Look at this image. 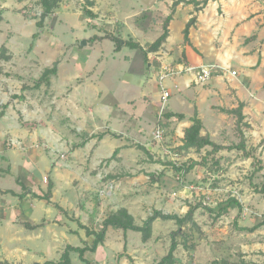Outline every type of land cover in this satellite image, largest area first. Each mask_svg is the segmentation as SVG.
I'll return each instance as SVG.
<instances>
[{"label":"rangeland","instance_id":"374dc122","mask_svg":"<svg viewBox=\"0 0 264 264\" xmlns=\"http://www.w3.org/2000/svg\"><path fill=\"white\" fill-rule=\"evenodd\" d=\"M23 1H0V6L7 4V9L0 8V116L13 104L17 121L32 133L44 124L47 128L53 126L56 113L63 112L61 123L67 126L71 120L55 99L64 100L72 88L66 95L57 98L50 85L39 82L47 68L57 66L58 59L72 57L69 68L75 71L83 69L86 59L88 68L85 76L92 79L95 87L100 85L103 91L104 99L100 103L92 107L82 106L90 115L91 111H95L91 125L94 123L103 127L99 130L91 126L98 132L93 138L110 132L108 126L113 119H121L125 125L119 131L126 134L129 143L124 147L125 155L119 156L118 152L95 165L92 189L81 195L79 208L83 213L77 217L73 214L72 219L79 223L84 219L89 228L100 232L104 221L120 209L128 210L135 224L143 226L155 211L184 218L190 208H198L181 228L173 220H156L152 226V237L147 242L141 233H125L116 229L109 238L110 251L99 247L95 254H87L92 264H158L168 255L172 234L177 231L180 235L177 237L176 264H221L223 261L264 264V227L253 233L242 229L253 228L264 220V194L261 193L264 186V159H261L264 158V134L251 135V126L248 125L252 121L260 128L264 126V105L251 108L247 117L250 119L240 125L237 116L229 113L234 104L233 94L223 93L216 97V101L213 100L215 98H208L205 102L207 107L202 106L204 133L226 148L245 142L254 160H245L239 149L222 150L210 155V147L200 151L184 149L181 134L169 122L164 125L166 133L163 140L158 142L155 131L161 104L153 105L147 94L139 96V81L150 78L148 62H158L152 56L150 44H146L145 49L126 47L111 56L113 50L110 45H88L93 41L89 37L90 29L77 27L84 17L93 18L88 9L91 0H72V9H68L72 10L70 14L57 10L61 8L58 5L44 19L41 0ZM69 1L66 3L69 4ZM92 24L88 26L92 27ZM101 35L105 39L109 36L121 39L124 44L134 41L133 33H122L117 29L102 30ZM85 41L87 45L82 46ZM55 58L58 61L54 62ZM217 76H223V73L214 77ZM158 77L154 73L156 80L150 85V90H156ZM173 83V79L166 80V85L176 95L177 89ZM110 93L123 103L136 99L124 107L114 106L112 120L106 122L99 115V109H107L106 102L114 105L115 100ZM175 95L169 99L167 111L176 104ZM179 109L187 111L184 107ZM26 110L32 116L27 121ZM79 120L76 119L75 126L79 125ZM72 130L76 139L80 138L73 148L80 147L83 140L89 142L92 138L89 132ZM11 138L6 140L7 147H10L8 141ZM38 146L47 153L52 151L43 141H39ZM148 147L151 148L150 155L141 149L148 151ZM135 149L136 152L133 151ZM193 162L197 164L192 171H185ZM260 167L263 170H259ZM102 169H108V172L101 173ZM80 182L77 181L78 184ZM232 201L236 203L230 206ZM87 203L90 208L86 206ZM79 245L83 246L82 243ZM64 247L65 244L62 245V252ZM71 260V264H79L80 259L72 253Z\"/></svg>","mask_w":264,"mask_h":264},{"label":"crops","instance_id":"0c3cea01","mask_svg":"<svg viewBox=\"0 0 264 264\" xmlns=\"http://www.w3.org/2000/svg\"><path fill=\"white\" fill-rule=\"evenodd\" d=\"M66 1L61 0L58 4L61 8L58 7L57 10L70 14L69 11L72 10L68 9L72 7L73 1L70 0L69 4ZM6 5L4 3L0 8L7 9ZM88 9L94 15L93 18L84 17L77 27L90 29L89 37L93 41L88 45H110L113 50L111 56L122 52L127 46L122 45L120 51H116L115 43L105 39L101 35L102 30L117 29L122 33H133V42L145 49L146 44L152 46L163 35L166 20L170 17L165 42L157 51L152 52V56H155L158 62L155 64L152 60L149 61L150 78L139 81L141 87L139 96L147 94L151 97L153 105L159 103L161 93L156 91L159 84L155 87L156 90H150V85L156 80L154 73L159 75L162 64L172 67L216 64L226 69L221 71L223 76L214 77L208 86L195 84L190 74L173 78V84L177 89L176 95L167 86L172 97L176 96V104L168 110L174 117L168 119V122L181 134L182 146L185 131L192 125L191 119L195 112L205 125L202 106L207 107L205 102L208 98H215L213 100L216 101V97L222 96L223 93L233 94L234 104L231 110L242 105L244 121L250 119L247 117L251 108L264 105V0H91ZM192 20L195 22L189 28V40L186 41L185 30ZM89 23H93L92 27L88 26ZM125 59L128 60L127 57ZM58 60L57 73L51 77L50 86L57 98L66 95L72 88L64 100L55 99L59 102L60 109L64 110L71 120L67 126L61 123L63 112L56 113L53 126L47 128L44 124L38 131L32 133L17 121L13 104L9 105L3 116H0L2 263L55 264L61 258L63 244L64 249L67 245L82 247L79 245L82 241L91 245L93 237H87L86 230L80 227L83 225L89 228V225L84 219L80 223L74 221L73 214L77 217L83 213L79 203L83 192L92 189L95 165L110 155L114 156L117 150L119 156L125 155L124 147L129 145L126 134L119 132L124 128V123L121 119L112 120L111 113L114 106L124 107L136 98L123 103L115 94L110 93L115 100L114 105L106 102L107 109H99L103 121H113L108 126L110 132L102 134V137L93 138L98 132L91 129V126L94 125L99 130L103 127L94 123L91 125V119H95V111H91L90 115L82 106L92 107L104 99L101 86L95 87L92 79L85 76L88 68L86 59L83 61L85 67L76 71L69 68V63L73 61L72 57ZM58 60L55 58L54 62ZM233 71L237 72L236 76L231 74ZM81 79L83 82L79 83ZM179 107L187 108V111ZM24 112L27 113L25 121L30 120L31 114L27 110ZM181 115L185 116V119L179 120L178 116ZM77 118L80 119L79 125L75 126ZM248 125L251 126V135L264 134V126L260 128L252 121ZM72 129H76L78 133L89 132L91 140L89 142L83 140L81 144L83 147L73 148L74 143H78L80 138L76 139ZM202 135H206L204 129ZM11 137L20 140L25 149L7 147L6 140ZM39 141L51 147L52 151L45 152L38 146ZM150 149L148 147V152ZM103 172H108V169H102L101 173ZM78 180H81L79 184ZM50 184L53 185L50 201L37 198L36 196L48 193ZM86 206L90 208L89 203ZM115 231L116 229L110 227L104 243L99 247L110 251L109 238ZM74 254L79 259V255ZM86 258L90 260L87 255ZM75 260L76 258L73 259L74 262ZM81 262L79 260V264H82Z\"/></svg>","mask_w":264,"mask_h":264},{"label":"trees","instance_id":"16d2710c","mask_svg":"<svg viewBox=\"0 0 264 264\" xmlns=\"http://www.w3.org/2000/svg\"><path fill=\"white\" fill-rule=\"evenodd\" d=\"M60 1L61 0H41V6L44 10L42 19L49 16L57 8ZM169 20H170V17L166 20L165 32L163 33V35L151 46V49L153 51H157L161 47V45L165 42L168 36L167 24ZM194 22L195 20H192L191 22H189L187 29L185 30L186 41L189 40L188 39L189 28ZM41 26L42 24L40 23L39 27ZM107 38L112 40L115 43L116 51H120V49L122 48L123 41L121 39L110 37V36ZM126 46L131 47L133 49H142L139 46V44H136L134 42H126ZM56 73H57V66L51 69L50 68L46 69L44 74L40 78L39 84L46 83L47 85H50V79ZM229 113L235 114L237 116V122L239 125L244 122L245 117L242 113V105L237 109L231 110ZM172 117H174V115L170 114L167 111L165 113V117H164L165 120L163 124L166 125L168 123V119H171ZM178 118L179 120H183L185 119V116L181 115V116H178ZM191 121H192V125L185 131L184 145L182 146L184 149H196L200 151L207 147H210L212 150L211 152H209V155L217 154L218 152L222 150L239 149L243 152L244 157L255 159L252 152L250 150H247L245 142H241L239 145L233 146L232 148L231 147L226 148L225 146L219 145L215 143L214 141H212L209 135H205V136L202 135L204 125H203L202 120L198 117L197 112H195V115L191 119ZM141 149L145 150V152L148 155H150L149 152L145 148H141ZM116 154H118V150L115 152L114 155ZM196 164H197L196 162H193V164H191L188 168H186L185 171L187 172L191 171ZM260 169L261 168H259V170ZM182 170L180 169V171ZM52 187L53 185L50 184L48 193H46L43 196H36V197L50 201ZM261 191H262L261 193L264 194V186L261 189ZM234 203L236 202L232 201L230 206L233 205ZM57 208L59 207L57 206ZM197 209L198 208H194V207L190 208L189 212L186 214L184 218H180L178 216H172V215H165L160 211H155L154 214L145 221L143 226H138L135 224L134 217L128 212V210L120 209L119 211L112 214L110 217H108L104 221L103 228L100 232L90 230L89 228L83 225H80L81 228L86 230L87 237H94L92 244L89 245L87 242L82 241V244H83L82 247L67 245L61 254V258L59 262L55 264H71V253H77L79 255V259L83 263L92 264V262L86 258V255L89 253L93 254L98 250L99 246H101L104 243L106 239L107 231L110 227L114 229H121L125 233L128 231H134V232L141 233L143 236V240L147 242L152 237V226L156 220L158 219H161L164 221L173 220V221H176L179 228H181L193 216L194 212ZM262 227H264V220L256 224L253 228H242V229L243 231H248L250 233H253ZM172 235L173 236H172V243H171L170 251L168 255L164 256L158 264H176L175 252L178 249L177 237L180 235V233L179 231H177V232H174ZM262 255L264 257V253ZM50 263H53V262H47L46 264H50ZM0 264H8V263L0 262ZM221 264H233V263H230L228 261H223L221 262Z\"/></svg>","mask_w":264,"mask_h":264},{"label":"built area","instance_id":"2783aa9c","mask_svg":"<svg viewBox=\"0 0 264 264\" xmlns=\"http://www.w3.org/2000/svg\"><path fill=\"white\" fill-rule=\"evenodd\" d=\"M226 71V69L221 68L219 65H204V66H178L172 67L170 65L162 64L159 70V77H158V86L160 89V100L159 103L161 104L160 110H158V123L156 126L155 131V139L158 142L163 140V137L166 133L164 127V117L165 113L167 112L166 108L169 102V99L172 97V94L169 88L166 85V80L173 79L178 76H184L190 74L193 76V82L198 85H205L210 82L213 77L220 73L221 71ZM228 71V70H227ZM233 76L237 75V72H231ZM8 145L10 147H18L22 148V143L14 138L9 139Z\"/></svg>","mask_w":264,"mask_h":264},{"label":"water","instance_id":"95a60500","mask_svg":"<svg viewBox=\"0 0 264 264\" xmlns=\"http://www.w3.org/2000/svg\"><path fill=\"white\" fill-rule=\"evenodd\" d=\"M85 45H87V42L82 43V46H85ZM123 45H125V44L123 43ZM35 264H39V263H35Z\"/></svg>","mask_w":264,"mask_h":264}]
</instances>
